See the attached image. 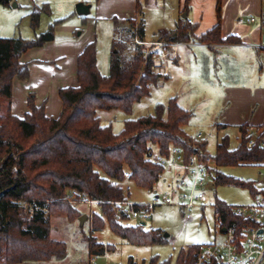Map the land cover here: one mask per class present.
Returning <instances> with one entry per match:
<instances>
[{"label":"trees","instance_id":"16d2710c","mask_svg":"<svg viewBox=\"0 0 264 264\" xmlns=\"http://www.w3.org/2000/svg\"><path fill=\"white\" fill-rule=\"evenodd\" d=\"M11 2L0 0L3 6ZM221 9V0H217V24L198 37L201 43H240L235 36L221 37ZM42 13L50 14L49 8L33 11V30L37 29ZM113 23L109 75L102 76L98 70L96 41L87 44L77 58L76 87L59 89L62 107L58 117L47 116L43 106L34 104L33 96H29L28 111L22 117L10 111L13 78L29 77L27 66L19 58L28 50L53 41V26L30 41L0 38V101L6 103V113L0 116V262L19 264L27 260L46 262L65 258L66 244L50 237V218L57 215L79 221L83 213L68 203V196L75 200L84 196L103 202L122 200L126 194L120 183L125 173L137 187L153 190L164 169L148 160L152 150L166 156L179 148L190 156L202 152L206 145L186 134L183 128L192 113L180 107L176 98L158 103L153 115L126 120L118 133L113 132L111 125H101L98 111L121 110L130 114L133 105L150 94L149 85L159 80L149 65H143L132 42L135 33L144 38L142 22L114 18ZM120 23L128 27L120 28ZM192 29L190 25L180 24L160 38L187 42ZM247 128V125L240 127L241 140L236 149H229L227 137L217 144V167L264 163V148L247 146L250 138ZM259 137L264 138V132ZM216 182L250 187L253 197L260 192L251 183L219 173ZM24 202L36 207L30 219L22 207ZM215 206L223 225L235 223L240 228L246 223L233 215L225 203L215 201ZM44 209L48 210L47 215ZM101 210L105 219L95 213L87 217V221L91 217L93 231L102 229L106 220L111 231L130 244L141 246L166 241L158 230H145L141 224L122 225L108 203H103ZM88 247L89 254L96 257L108 251L93 238ZM199 249V245L181 249L175 264H194ZM128 264L136 263L129 259ZM149 264L170 262H159L153 257Z\"/></svg>","mask_w":264,"mask_h":264},{"label":"rangeland","instance_id":"374dc122","mask_svg":"<svg viewBox=\"0 0 264 264\" xmlns=\"http://www.w3.org/2000/svg\"><path fill=\"white\" fill-rule=\"evenodd\" d=\"M87 6L89 10L78 11L80 7ZM90 6L83 0H12L9 6L0 4V38H21L30 41L45 33L49 26L54 29V42L32 48L19 58V62L27 66L29 77L26 80L16 77L12 80L11 104L16 111L17 106L25 108L23 102L33 96L34 104H40L46 112V105L51 106L54 103L52 91L75 84L76 61L70 59L68 52L76 42L87 45L96 41L98 70L102 76L109 75L111 45L114 40L112 22L100 18L102 9ZM44 7L49 8L50 14L42 13L37 29L33 30L31 15L33 11ZM252 16L255 17L251 12H246L242 17L241 23L245 29L251 25L249 20ZM119 27L128 26L120 23ZM188 35L190 39L186 43L183 42L181 49L183 62L176 71L178 77L175 76L168 82L169 73L158 76V82L149 85L150 94L136 102L130 114L121 110L98 111L102 126L111 125L113 132L118 133L123 129L126 120L153 115L158 103H166L170 98L177 97L179 105L192 113L191 120L183 128L188 132L186 134L197 143H206L203 151L216 155V146L223 138V132L217 129V125H212V121L214 118L217 120L221 110V89L227 84L246 82L251 70L249 71L247 64H239L236 61L234 51L223 50L219 44L198 41L199 36H196L194 28ZM262 74L264 75V68ZM5 113L6 103L0 101V116ZM216 122L218 123V120ZM198 132L202 133L201 139L195 137ZM253 132L260 133L256 129ZM226 134L230 140L229 149H236L240 144L238 130L230 127ZM215 171L216 174L211 179L214 187L206 191L205 201L200 203L203 207L191 211L192 218L189 221L184 219L179 207L182 189L175 188L171 175L163 174L153 190L137 187L130 178H124L120 183L126 197L133 201L151 203L158 197L152 217L145 222L143 228L160 231L166 240L162 244H130L114 234L106 220L102 229L93 231L91 217L80 226L78 220L70 221L65 217L53 215L50 218V237L66 244L65 258H52L46 262L27 260L19 264H128L129 259L136 264H149L153 257L159 262L169 261L170 264H175L181 249L221 240L213 207L215 201L234 207L250 204L253 200L250 187L219 184L216 182L217 173L239 182L251 183L256 190L264 189L262 164L216 166ZM166 196L172 198L171 205L162 204ZM71 205L83 215L90 216V211L84 205ZM95 214L105 219L102 210L96 209ZM117 221L125 226L139 225L133 220L119 217ZM92 238L108 248L106 255L96 257L89 254V240Z\"/></svg>","mask_w":264,"mask_h":264},{"label":"crops","instance_id":"0c3cea01","mask_svg":"<svg viewBox=\"0 0 264 264\" xmlns=\"http://www.w3.org/2000/svg\"><path fill=\"white\" fill-rule=\"evenodd\" d=\"M83 1L86 5H91L90 7L102 9L100 10V18L112 22L113 36L114 18L118 20L136 19L137 22L140 20L143 25V37L146 40L170 33L180 24L193 27L196 36L206 33L217 24V0ZM221 4V37L235 36L240 39V43L233 46L219 45L223 50L234 51L236 61L239 64H247L251 73L248 75L249 79L246 82L240 81L235 84H227L221 89V110L217 118L218 123L214 118L212 125H217V129L223 132L221 137H227L228 139L227 130L230 127L237 129L238 139L241 140L240 127L242 125H247V130L252 127L256 130L258 128L259 132H264V75L262 74L264 68V26L261 25L259 19L263 13L262 0H221ZM138 7L139 14L137 13ZM246 12H251L258 19L255 23H251L249 20L251 25L249 24L250 26L247 29L241 23ZM48 43H52V41ZM178 43L180 44L179 57L170 65L168 82L171 81V78L178 77L176 71L179 64L183 62V53L181 55L183 42ZM85 46L86 44L76 42L68 52L70 59L76 61V72L77 58ZM76 85L77 79L75 84L70 87H76ZM59 89L61 87L52 91L54 103L45 107L46 115L49 117H58L61 111L62 102L59 97ZM174 98L177 99L178 103V98ZM23 104H25V108L17 106L16 111L10 103L11 113L16 116H23L27 111V101H24ZM36 105L39 106L40 104ZM210 120H212V117H210ZM261 164L264 165V163ZM165 173L167 172L164 171L163 174Z\"/></svg>","mask_w":264,"mask_h":264},{"label":"built area","instance_id":"2783aa9c","mask_svg":"<svg viewBox=\"0 0 264 264\" xmlns=\"http://www.w3.org/2000/svg\"><path fill=\"white\" fill-rule=\"evenodd\" d=\"M261 5L263 13L259 19L264 26V0ZM257 20L255 17L250 19L251 23ZM132 42L139 50L143 65H149L152 72L158 76L167 75L170 65L179 57L180 44L176 41L160 37L146 40L135 33ZM254 130L252 127L248 129L250 135L248 148L254 146L264 148V138H260L259 134L253 132ZM195 137L201 139L202 133H196ZM148 160L163 167L164 171L172 176L175 188L182 189L179 207L184 219L189 221L192 218L191 211L194 208L203 207L200 203L205 201L206 191L214 187V184L209 187V183L216 174L215 155L202 151L186 156L182 149L174 148L166 156L157 150H152ZM124 177L129 178L128 173H125ZM67 198L69 204L84 205L90 211V215H93L96 209L101 210L103 203H108L117 217L133 220L138 224L145 223L152 217L158 200L157 196L151 203H139L129 197L110 202L93 200L86 196L79 200L71 196ZM172 203V198L168 196L162 200L164 205ZM22 207L30 219L36 210L35 205L24 202ZM213 207L221 240L201 245L194 264H264V190L255 195L250 204L228 207L233 215L246 222L240 228L235 223L223 225L215 203ZM43 211L45 215L48 214V210ZM223 228L225 231L222 230Z\"/></svg>","mask_w":264,"mask_h":264},{"label":"water","instance_id":"95a60500","mask_svg":"<svg viewBox=\"0 0 264 264\" xmlns=\"http://www.w3.org/2000/svg\"><path fill=\"white\" fill-rule=\"evenodd\" d=\"M84 10H89V6H87V7H80V8L78 9L79 12H82V11H84ZM263 42H264V39H263ZM211 184H212V183H209V187L212 186ZM86 220H87V215H82V216L79 218V224H80V226H83V223H84V221H86ZM141 225L143 226V225H145V223H141ZM222 230L225 231L224 228H223Z\"/></svg>","mask_w":264,"mask_h":264}]
</instances>
